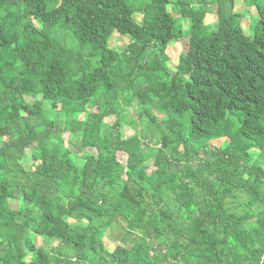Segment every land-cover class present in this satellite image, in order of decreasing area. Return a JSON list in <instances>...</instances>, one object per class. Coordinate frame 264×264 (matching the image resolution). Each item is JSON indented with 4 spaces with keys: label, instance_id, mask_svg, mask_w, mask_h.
Returning <instances> with one entry per match:
<instances>
[{
    "label": "trees",
    "instance_id": "16d2710c",
    "mask_svg": "<svg viewBox=\"0 0 264 264\" xmlns=\"http://www.w3.org/2000/svg\"><path fill=\"white\" fill-rule=\"evenodd\" d=\"M209 1L0 0V264H264V0Z\"/></svg>",
    "mask_w": 264,
    "mask_h": 264
},
{
    "label": "rangeland",
    "instance_id": "374dc122",
    "mask_svg": "<svg viewBox=\"0 0 264 264\" xmlns=\"http://www.w3.org/2000/svg\"><path fill=\"white\" fill-rule=\"evenodd\" d=\"M128 8H129V6L127 8H125L123 10V12L126 11ZM207 8H208V12H207V14L205 16V22L208 25H212V24L215 23L216 18H217V12H216L217 4H216L215 0H210L208 2ZM232 9H234V11H240V12H243L244 13V18H243V22H242L243 23V28L245 29L246 33L249 34L248 24L249 23H254L256 21V15H252V13L254 14L253 8L249 7L248 5H244L243 4V0H233ZM241 10H243V11H241ZM172 13H173L174 16H178L176 13H174V12H172ZM250 15H252V17ZM130 33H131V31H130ZM129 41H130V38L129 37H127V36H124V37L121 36L120 37V36L117 35V33H115L110 38L108 45H109V47L114 48L116 50H122L123 47H124V45H126ZM183 48H184L183 41L173 42V43H171V44L168 45V47L165 50V54L168 57V61L166 63L168 68L175 69L176 64H177V60H178V56L184 50ZM84 115H85V113L82 110H80V112L78 114V117L80 119H83ZM138 126L139 127H142L143 124H141L139 122L138 123ZM129 132H131V131H129ZM221 141L222 140H220V141H213V144L216 145V146H218V144ZM154 144L155 143L152 142L150 144V147H152ZM142 150H143V152H145L146 149L145 148H142ZM143 152H141V153H143ZM251 153H252V156L253 157L256 155L253 152H251ZM117 159H118L119 162L125 163V161H126V155L124 153H122V152H119L117 154ZM150 169L151 168H149L148 171H150ZM112 237H113V234H111V235H105L103 237L104 244L108 248H112L113 245H114L113 240H112ZM40 243H41V239H37L36 240V245H40Z\"/></svg>",
    "mask_w": 264,
    "mask_h": 264
}]
</instances>
